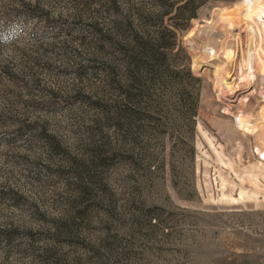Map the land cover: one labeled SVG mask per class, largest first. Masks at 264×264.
Returning <instances> with one entry per match:
<instances>
[{
    "label": "rangeland",
    "instance_id": "374dc122",
    "mask_svg": "<svg viewBox=\"0 0 264 264\" xmlns=\"http://www.w3.org/2000/svg\"><path fill=\"white\" fill-rule=\"evenodd\" d=\"M246 15L264 51V0H0V264H264Z\"/></svg>",
    "mask_w": 264,
    "mask_h": 264
},
{
    "label": "bare ground",
    "instance_id": "6f19581e",
    "mask_svg": "<svg viewBox=\"0 0 264 264\" xmlns=\"http://www.w3.org/2000/svg\"><path fill=\"white\" fill-rule=\"evenodd\" d=\"M245 18H246L245 19L246 20V24H248V34H247V37H246V41H248V42H246V43H249V45L252 46L255 49V51L257 52V55H258V59H257V61L255 63L246 60V58L244 57L243 49H240L239 52H238V55H239L238 58L240 59L239 68L248 77H251V76H253V70H252V68L254 67L253 65H257L258 67L264 66V51L260 50L258 48V43L253 37V32H252V29H253V16L252 15H248V16L246 15ZM224 75H226L225 78H227L228 74L224 72ZM262 79H263L262 81L264 83V76H263ZM239 117H241L240 119H242V118H245V115L242 116V114H241ZM258 117L261 118L262 116L261 115H258V116L256 115V118H258Z\"/></svg>",
    "mask_w": 264,
    "mask_h": 264
},
{
    "label": "trees",
    "instance_id": "16d2710c",
    "mask_svg": "<svg viewBox=\"0 0 264 264\" xmlns=\"http://www.w3.org/2000/svg\"><path fill=\"white\" fill-rule=\"evenodd\" d=\"M161 36V35H160ZM162 38H159V41L157 43V47H153V46H148V43H143L141 44V47L140 49L142 48V50H144V57H148L147 59H151V64H158L161 59H160V56H161V52L158 51V49H163V50H166L168 49L169 47L167 45H165L163 42H162ZM141 43V42H140ZM161 63V62H160ZM150 72V71H149ZM152 73V72H150Z\"/></svg>",
    "mask_w": 264,
    "mask_h": 264
}]
</instances>
